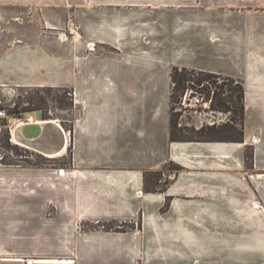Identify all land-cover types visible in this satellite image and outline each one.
Instances as JSON below:
<instances>
[{
	"label": "crops",
	"instance_id": "1",
	"mask_svg": "<svg viewBox=\"0 0 264 264\" xmlns=\"http://www.w3.org/2000/svg\"><path fill=\"white\" fill-rule=\"evenodd\" d=\"M2 26L0 87L70 89L78 113L70 141L38 112L17 130L73 168L0 166V264H264V0H0ZM175 67L242 81V142H171ZM138 211L134 232L80 230Z\"/></svg>",
	"mask_w": 264,
	"mask_h": 264
},
{
	"label": "rangeland",
	"instance_id": "2",
	"mask_svg": "<svg viewBox=\"0 0 264 264\" xmlns=\"http://www.w3.org/2000/svg\"><path fill=\"white\" fill-rule=\"evenodd\" d=\"M200 7V4L196 5ZM243 10H247L244 9ZM8 27L2 26L0 28V54L5 52L1 46H6V41L8 40ZM262 47V46H261ZM166 51H163V54L166 56ZM257 52V51H256ZM219 69L230 70L228 64H224L218 67ZM222 76L219 79H211V81L204 82L206 87L211 93V97H214V91H217V87L224 84V79ZM240 80V79H236ZM235 84H233V87ZM1 89V87H0ZM66 88H24L19 89L13 94L12 100L8 103L7 108L12 112L16 109L23 110L26 108L31 109V112H38V115L42 116L44 120L55 121V125H60L64 129V132L71 140L72 135V120L77 116L78 109L74 107L73 96L70 89H67V92H64ZM229 89V88H228ZM207 94V93H206ZM180 93H177V97ZM36 97H41L45 100V103L41 105L42 110H33L37 109L38 105L30 104L29 99ZM0 98L1 91H0ZM3 99V98H2ZM64 101V103L61 102ZM159 104L163 107V102H165L163 96L159 97ZM170 101V100H169ZM170 103V102H169ZM13 113V112H12ZM172 117L174 122L177 124L178 130H183L185 135L193 134L192 130H199L203 126L217 125L221 126L225 123H228L233 115L225 114L219 111H213L211 109V103L203 100L201 94L197 93L196 90L188 89L185 91L183 98L180 102V99H175V103L172 110ZM38 118V117H37ZM233 125L238 127L240 131L242 129L240 125V120L237 119ZM71 132V133H70ZM40 133V128L36 126H29L24 129V135L30 140L36 139ZM228 135V134H227ZM236 137L235 135H232ZM55 139L49 137L46 140V145L48 147L52 146ZM172 142V141H171ZM16 147L15 152L17 151L20 155H17L13 151L8 153L7 150H4L0 147V154L4 157L0 166L6 167H28V168H47V169H72V148L68 146L67 150L62 156L57 157H47L37 150H31L25 147L13 145ZM1 146V144H0ZM245 161L246 167L252 168L253 166V153L251 148L245 150ZM177 168L174 166H168L165 169L154 172L145 173V192L154 193V194H165L171 182V176L177 174ZM171 198L165 197V203L161 207V214L166 216L167 210L169 208ZM139 218H142V212L138 211L137 215L134 218H126L120 222H109L107 220L101 222H85L81 220L80 230L81 232H134L141 228V221ZM82 219V218H81Z\"/></svg>",
	"mask_w": 264,
	"mask_h": 264
},
{
	"label": "trees",
	"instance_id": "3",
	"mask_svg": "<svg viewBox=\"0 0 264 264\" xmlns=\"http://www.w3.org/2000/svg\"><path fill=\"white\" fill-rule=\"evenodd\" d=\"M222 78V75H216L204 71H196L187 68L175 67L171 73V80L173 83V89L171 93L170 103L171 112L175 103V99L183 98L186 90L192 89L196 90L197 93L201 94L203 100L211 103V109L213 111H219L225 114H232V119L221 126L211 125L203 126L201 129L193 131L191 135H185L183 130H178L177 124L174 122L171 113V125H170V139L172 142H242L244 139V120L246 115V89L241 80H236L231 77H226L224 79V84L217 87V91H214V97H211L209 89L206 87L204 82L211 81V79ZM233 84L235 86L233 87ZM229 88V89H228ZM68 90L65 89L64 92ZM69 92V91H68ZM71 93V92H70ZM177 93H180L177 97ZM207 93V94H206ZM30 104L38 105L35 111L42 110V106L45 100L41 97H34L29 99ZM62 103L64 101L61 100ZM29 108L19 110L16 109L12 111L15 114L31 112ZM239 119L242 129L239 131L234 123ZM51 121V120H47ZM228 134V135H227ZM235 135L236 137L232 136ZM1 148L7 150L8 153L12 151L17 155H20L16 147L11 146L8 138H4L0 142Z\"/></svg>",
	"mask_w": 264,
	"mask_h": 264
},
{
	"label": "built area",
	"instance_id": "4",
	"mask_svg": "<svg viewBox=\"0 0 264 264\" xmlns=\"http://www.w3.org/2000/svg\"><path fill=\"white\" fill-rule=\"evenodd\" d=\"M31 113L32 112L20 114L12 113L7 108V104H5L4 100L0 98V142L2 139L8 138L13 145L21 146L16 138L17 130L26 125L38 123L37 121H34ZM3 159L4 157L0 154V162H2Z\"/></svg>",
	"mask_w": 264,
	"mask_h": 264
},
{
	"label": "water",
	"instance_id": "5",
	"mask_svg": "<svg viewBox=\"0 0 264 264\" xmlns=\"http://www.w3.org/2000/svg\"><path fill=\"white\" fill-rule=\"evenodd\" d=\"M0 91H1V96H2L5 104L8 105V103L13 98V94L15 93V90L10 86H5V87L3 86V87H1Z\"/></svg>",
	"mask_w": 264,
	"mask_h": 264
},
{
	"label": "bare ground",
	"instance_id": "6",
	"mask_svg": "<svg viewBox=\"0 0 264 264\" xmlns=\"http://www.w3.org/2000/svg\"><path fill=\"white\" fill-rule=\"evenodd\" d=\"M34 121H35V119H34Z\"/></svg>",
	"mask_w": 264,
	"mask_h": 264
}]
</instances>
